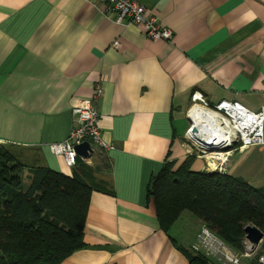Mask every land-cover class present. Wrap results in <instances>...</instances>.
Wrapping results in <instances>:
<instances>
[{
    "label": "crops",
    "instance_id": "obj_1",
    "mask_svg": "<svg viewBox=\"0 0 264 264\" xmlns=\"http://www.w3.org/2000/svg\"><path fill=\"white\" fill-rule=\"evenodd\" d=\"M138 1L171 41H151L86 0H0V143L20 163L84 176L49 145L68 139L73 110L103 89L98 126L115 149L88 166L108 192L93 191L86 247L61 264H190L181 247L204 224L188 220V238L164 232L148 185L170 162L194 158L191 169L207 171L186 141L194 92L264 107V0ZM225 174L264 191V145L233 152Z\"/></svg>",
    "mask_w": 264,
    "mask_h": 264
},
{
    "label": "trees",
    "instance_id": "obj_2",
    "mask_svg": "<svg viewBox=\"0 0 264 264\" xmlns=\"http://www.w3.org/2000/svg\"><path fill=\"white\" fill-rule=\"evenodd\" d=\"M193 159L178 169L166 163L148 185V200L162 230L169 233L189 213L240 250L248 225L264 232V191L227 174L195 172ZM79 166L84 176L31 168L24 185L18 174L25 166L0 146V264H61L86 247L92 193L108 191L89 181L93 170L87 164L79 161ZM181 250L190 264H211L191 248Z\"/></svg>",
    "mask_w": 264,
    "mask_h": 264
},
{
    "label": "built area",
    "instance_id": "obj_3",
    "mask_svg": "<svg viewBox=\"0 0 264 264\" xmlns=\"http://www.w3.org/2000/svg\"><path fill=\"white\" fill-rule=\"evenodd\" d=\"M86 1L92 5H100L103 14L112 17L116 23L125 27L138 26L151 41H171L173 38V31L162 25L158 17L147 15L146 7L138 0ZM102 96L103 89L101 83H98L92 98L80 101L73 110L75 126L68 139L49 145L51 153L63 156L70 168H76L79 161L92 164L95 157L103 158L104 154L115 149L103 140L98 126L97 103ZM191 101L188 111L190 126L186 132V140L195 148V152L201 153L199 157L207 158L208 172L225 174L226 165L233 152L264 145V107L260 111H253L234 100H222L212 104L198 91L192 94ZM196 108L202 109V114L217 127L216 132L218 135L220 133L218 141H200L196 136L198 133L194 131L195 126L190 118L191 112ZM83 143L90 144L92 152H89V158L80 156L76 150ZM210 161L216 163L214 168ZM241 245V251L234 249L204 225L191 245V250L216 264H264V239L259 244H253L245 235Z\"/></svg>",
    "mask_w": 264,
    "mask_h": 264
},
{
    "label": "bare ground",
    "instance_id": "obj_4",
    "mask_svg": "<svg viewBox=\"0 0 264 264\" xmlns=\"http://www.w3.org/2000/svg\"><path fill=\"white\" fill-rule=\"evenodd\" d=\"M190 118L195 126L194 129L197 130L198 134L196 136L199 137L200 141H218L220 139V133L218 135L216 132L217 127L213 126V123L202 114V109H194L190 114ZM210 164L212 168L216 166L215 162L210 161Z\"/></svg>",
    "mask_w": 264,
    "mask_h": 264
},
{
    "label": "rangeland",
    "instance_id": "obj_5",
    "mask_svg": "<svg viewBox=\"0 0 264 264\" xmlns=\"http://www.w3.org/2000/svg\"><path fill=\"white\" fill-rule=\"evenodd\" d=\"M191 105H192V101H191ZM190 105V106H191ZM187 141V140H186ZM188 143V142H187ZM0 146H2V145H0ZM5 148H9L8 146H4ZM192 149L194 150L195 148H193L192 147ZM9 150L10 151H12L10 148H9ZM192 155H193V157H198V158H201V157H199V156H201V153H199V152H195V151H193L192 152ZM205 161H207V158H205V157H202ZM97 163V162H96ZM100 164H102V163H100ZM92 165H94V168H97L98 167V165H99V163L98 164H94V162H93V164ZM207 168H208V166H207ZM31 173H32V169L31 168H28V167H25V168H21V170H20V172H19V174H18V176L21 178V181H22V183L25 185L26 183H27V181H28V179L30 178V176H31ZM188 220H191L192 222H194V216L192 215V214H189V213H185V214H183L182 215V217H181V219L174 225V227L171 229L172 231H174L173 233L174 234H176L178 231H182L183 229H184V225L186 224V222L188 221ZM189 227V226H188ZM170 230V231H171ZM178 230V231H177ZM182 234H184V235H182L181 237H183V236H185L186 238H188V236H187V234H186V228L183 230V232H182ZM238 251H241V249L240 250H238Z\"/></svg>",
    "mask_w": 264,
    "mask_h": 264
},
{
    "label": "water",
    "instance_id": "obj_6",
    "mask_svg": "<svg viewBox=\"0 0 264 264\" xmlns=\"http://www.w3.org/2000/svg\"><path fill=\"white\" fill-rule=\"evenodd\" d=\"M197 131L196 129L194 130ZM76 150L80 156L89 158V152H92L89 143H83L80 146L76 147ZM245 234L248 240L253 244H259L264 239V232H262L256 226L248 225L245 228Z\"/></svg>",
    "mask_w": 264,
    "mask_h": 264
}]
</instances>
